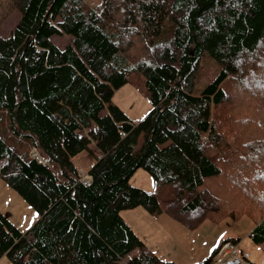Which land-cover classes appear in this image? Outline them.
Listing matches in <instances>:
<instances>
[{
    "label": "trees",
    "instance_id": "obj_1",
    "mask_svg": "<svg viewBox=\"0 0 264 264\" xmlns=\"http://www.w3.org/2000/svg\"><path fill=\"white\" fill-rule=\"evenodd\" d=\"M204 55L219 71L194 95ZM263 74L264 0H0V112L38 157L0 134V180L37 214L22 232L0 212V259L176 264L120 215L151 202L129 182L137 169L162 209L180 203L182 227L245 217L264 252ZM134 76L151 104L139 121L111 101ZM90 145L84 183L73 158Z\"/></svg>",
    "mask_w": 264,
    "mask_h": 264
},
{
    "label": "rangeland",
    "instance_id": "obj_2",
    "mask_svg": "<svg viewBox=\"0 0 264 264\" xmlns=\"http://www.w3.org/2000/svg\"><path fill=\"white\" fill-rule=\"evenodd\" d=\"M84 1L90 7H95L99 4V0ZM15 19V15L10 16L3 25V27H5L4 30L8 31L15 22ZM53 42L56 46L62 48L69 42V38L67 36H59L53 38ZM218 71L219 68L216 64L204 55L199 62L198 77L193 94L199 95L202 88L215 77ZM261 74V72L257 73L258 76H262ZM111 101L113 105L118 106L133 121L143 119L151 109L150 100L144 86V80L140 76H134L130 82L114 90ZM105 111L106 109H104V112ZM0 134L5 137L9 145L16 147L19 151L28 149L30 154L36 155L34 150L29 149L26 141L19 142L11 135L8 129V118L6 114L2 112H0ZM140 143L141 140L135 146V150L139 148ZM97 152L95 146L90 145V151H84L75 156L74 162L77 170L87 173L94 162L95 156H97ZM129 182L132 186L141 189L143 192L152 194L154 177L149 172L143 169H137L130 177ZM176 203L179 204L180 208L178 211H180L181 205L179 202ZM0 211L7 214L14 225L22 231H25L26 227H29L37 219V214L13 190L5 185L2 180H0ZM120 215L129 225L133 233L154 254L164 261H173L176 264H198L200 261L199 258L206 251V247H208V249L212 247L211 241L214 240L218 234L223 231L229 232L234 229L238 230V227L241 228V231H244L249 226L248 218L243 217L235 219V217L227 216L218 223H213L208 220L204 221L198 227L190 230L191 233L189 237H183L182 234L174 232L170 226H167L165 224V219L160 218L159 214L152 216L145 214L141 209H130L121 211ZM27 221H29V223ZM165 230L168 231V234ZM162 234L167 236L170 240H172L171 236L175 238L178 237L177 240L173 242L175 248L164 246L161 241L162 239L159 238V235ZM220 239L216 240V242ZM208 244L210 245L208 246ZM134 254H136V251ZM0 264L11 263L5 257H2L0 259Z\"/></svg>",
    "mask_w": 264,
    "mask_h": 264
},
{
    "label": "crops",
    "instance_id": "obj_3",
    "mask_svg": "<svg viewBox=\"0 0 264 264\" xmlns=\"http://www.w3.org/2000/svg\"><path fill=\"white\" fill-rule=\"evenodd\" d=\"M73 163L75 165L74 158H73ZM147 194L149 195L148 198H151V202H146L145 204H142L135 209L136 210L141 209L147 215L155 216L156 214H159L160 218H164L165 224L167 226H170L172 228V230H174V232H179V234H182L183 237L184 236L189 237L190 233H191L190 230L182 227L174 219L175 213L180 208L179 204L176 203L177 201L172 202L171 205L169 207H167L166 209H162L159 206L158 202L156 201L155 197L152 198L151 196H153V195H150L149 193H147ZM1 213H3V212H1ZM8 219L11 221V219L9 217H8ZM27 222L29 223V221H27ZM11 223L14 224L12 221H11ZM248 224H249V226L244 231H241V228L238 227V230L234 229V230L229 231V232L223 231L222 233L218 234L217 237L211 241L212 247L210 249H208V247H206V251L204 254L201 255V257L199 258L200 261L198 263H200L203 260V258H205L213 250V248L218 244V242L220 240L229 237V238L237 239L236 242L238 244L239 250L249 253L248 264H264V253L261 251V249L258 246H255V244H253L252 241L249 239V233L251 231L252 225H251V222H248ZM26 229H28V227H26ZM20 231H22V230H20ZM165 232L168 234V231L165 230ZM221 237H223V238H221ZM159 238L162 239L161 241L165 247L175 248V246L173 245V242H174V240H177L178 237L175 238V237L171 236L172 240H170L167 238V236L162 234V235H159ZM218 239H220V240L218 242H216V240H218ZM248 239H249V242H248ZM163 240H165V241H163ZM209 245L210 244H208V246Z\"/></svg>",
    "mask_w": 264,
    "mask_h": 264
},
{
    "label": "built area",
    "instance_id": "obj_4",
    "mask_svg": "<svg viewBox=\"0 0 264 264\" xmlns=\"http://www.w3.org/2000/svg\"><path fill=\"white\" fill-rule=\"evenodd\" d=\"M81 181L84 183L90 182V177L88 175L81 174ZM237 245L234 243H224L222 244L213 256L212 264H246V259L248 258L247 253L239 254Z\"/></svg>",
    "mask_w": 264,
    "mask_h": 264
}]
</instances>
